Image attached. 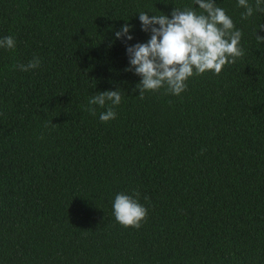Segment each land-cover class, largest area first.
<instances>
[{"label":"trees","instance_id":"obj_1","mask_svg":"<svg viewBox=\"0 0 264 264\" xmlns=\"http://www.w3.org/2000/svg\"><path fill=\"white\" fill-rule=\"evenodd\" d=\"M215 4L245 55L140 99L125 71L126 46L150 38L138 13L193 0H0V39L16 40L0 48V264H264V13ZM126 22L133 39H116ZM116 89V119L85 111ZM134 192L139 229L113 215Z\"/></svg>","mask_w":264,"mask_h":264},{"label":"clouds","instance_id":"obj_2","mask_svg":"<svg viewBox=\"0 0 264 264\" xmlns=\"http://www.w3.org/2000/svg\"><path fill=\"white\" fill-rule=\"evenodd\" d=\"M200 11L193 7L172 8L168 15H149L138 13L141 31L150 33L147 42L126 46L129 66L125 71H132L140 77L133 91L139 90V98L145 92H158L180 96L187 90V81L193 76L205 72L219 75L226 65L234 64L245 53L241 47V30L235 27L226 11L216 6L215 0H193ZM237 7L243 8L241 19L251 18L255 12L264 13V0H237ZM158 26V27H157ZM133 28L127 22L115 31L116 39L131 41ZM264 30V25H260ZM259 43L264 37L256 35ZM16 40L13 36L0 39V48L13 50ZM41 60L34 56L27 64L14 67L20 71L38 68ZM120 89L107 90L92 95L85 111L95 116L97 107L105 108L99 115L101 122L116 119L115 107L122 102ZM140 193L133 195L117 194L113 202L115 220L125 228L139 229L147 218V208L138 202ZM145 200L148 198L145 197Z\"/></svg>","mask_w":264,"mask_h":264}]
</instances>
